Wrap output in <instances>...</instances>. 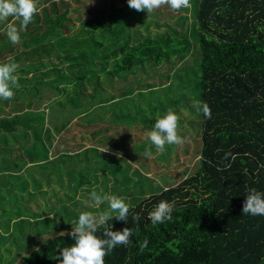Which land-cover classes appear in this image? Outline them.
Wrapping results in <instances>:
<instances>
[{
  "label": "trees",
  "instance_id": "trees-1",
  "mask_svg": "<svg viewBox=\"0 0 264 264\" xmlns=\"http://www.w3.org/2000/svg\"><path fill=\"white\" fill-rule=\"evenodd\" d=\"M124 1L109 0L104 14L78 15L76 31L68 33L76 27L68 15L71 7L62 2L64 9L59 11L55 1L47 0L49 6L42 5L40 15L35 14L28 25H37L41 18L47 23L45 30L40 33V26H27L20 31L25 52L33 55L56 50L68 60L69 68L78 71L73 74L74 82L79 83L76 86L85 80L93 83L90 102L100 106L110 103L101 82L114 87L112 78L121 82L122 74L134 68L159 67L167 61L175 65L191 54L193 47L199 52L196 98L207 103L212 113L211 119L199 113L200 150H195L194 158L175 179L167 178L171 182L161 181L155 189L138 179L137 185L147 194L134 203L122 198L129 205V219L113 218L108 223L113 231L129 227L133 235L128 245H118L105 256V264H264V215L242 214L249 189L264 193V0H190V8L180 9L185 14L159 8L151 13L129 11L128 3L122 5ZM72 10L78 12L77 7ZM187 13L193 18L188 22ZM10 20L21 26V19ZM170 21H176L181 29ZM117 23L124 27L138 24L148 32L144 35L139 30L117 28ZM163 25L165 29L158 32L156 27ZM134 32L141 38L131 44ZM25 36L27 39H23ZM0 40V51L11 47L7 31ZM87 49L89 57L83 63ZM43 66L45 62L30 63L21 68V73L26 76ZM87 66L88 74L83 71ZM101 76L104 81H100ZM29 78H34L33 73L21 81ZM38 79L27 91L16 89L14 96L5 100V105L10 104L7 110L0 106V186L4 188H0V236L6 238L0 243V264H60L56 257L75 243L69 233L79 214L108 209L107 202L97 209H84L77 208L84 200L68 199L58 207L46 203L35 213L27 202L42 191L40 178L49 185L52 176H66L87 201L93 191L114 195L117 189L119 175L107 168L110 158L105 147L94 142V138H100L101 127L89 133L87 144L80 142L76 149L68 146L67 131L72 121L61 123L51 133L44 109L33 107L44 85ZM81 97L83 91L78 95L75 90L68 101L77 105ZM100 106L94 107L95 120L103 118L97 113ZM114 117L112 114L102 120L105 124ZM31 167L41 171L36 174ZM107 172L114 184L110 187ZM141 176L151 181L148 171ZM161 201L174 205L172 220L153 225L148 216ZM137 215L139 220L133 221ZM97 235L104 238L103 229ZM145 239L148 245L141 251Z\"/></svg>",
  "mask_w": 264,
  "mask_h": 264
},
{
  "label": "rangeland",
  "instance_id": "rangeland-1",
  "mask_svg": "<svg viewBox=\"0 0 264 264\" xmlns=\"http://www.w3.org/2000/svg\"><path fill=\"white\" fill-rule=\"evenodd\" d=\"M53 1H55L56 7L59 11L64 9L62 2L66 4L68 3L69 7H71L68 15L76 25L74 29L68 30V33H72L77 29L79 23L77 19L78 15L81 18L86 14V16L104 14V12H107L108 10L107 7L109 0ZM124 3H128V0H125L122 5ZM47 4V0H38L37 6L39 11L36 14L39 13L40 15L41 6L44 5V7H48L49 4ZM73 7L78 8L79 14L77 11L72 10ZM127 9L130 11L131 8L128 7ZM159 9L162 12L168 10L171 13L178 12L179 14H185L183 10H172L169 5H163ZM187 15V22L193 19L190 13H187ZM38 22L37 25L32 24L31 27L40 26L41 28H38V30L41 33L45 30L47 23L41 18ZM175 22L176 21H170L169 24L181 29L180 25ZM7 23H14L15 26L20 29V24L16 21H6L0 23V26L2 25L0 27V35L6 32L5 27ZM117 24V28H127L132 31L139 30L141 33H144V35L148 32L145 31L143 27H138V24H135L136 26L134 27H128V25H125L126 27H124L119 23ZM31 27H29V29ZM164 29V25L156 27L158 32H162ZM154 31L155 29H152L151 33ZM134 33L135 36L130 39L131 44L134 43L138 36L141 38L140 33ZM23 39H27V36ZM21 42L22 40H20L18 44H11L10 48H3L0 51V64L16 63L19 65L14 75H16L18 79L20 78V80H18V85L25 86L21 88L13 87V92H15L16 89H22L23 92L27 91L29 85L38 83L36 78L41 79L44 84L43 86L40 84L42 96L34 101L35 103L33 104V107L44 109L46 113V124L51 129V133H53L55 127L61 123L69 124V121H72L70 122L71 124L67 131L69 132L67 133V137L70 138L68 146L73 149H76L80 142L87 144L86 140L90 139L87 138L89 137V133L101 127V131L98 133L100 138H94V142H96L98 146H101L102 149H104L103 146L105 147L107 156L110 158L107 168L114 169L119 175L117 183L115 184L117 189L114 195L120 198L131 199L134 203L139 197H144L147 194L143 193L137 185L138 179L146 184L151 183L150 187L157 189L156 186L161 183V181L163 182L165 180V182H171L167 179L168 177L172 180L175 179L179 172L182 171L186 165H189V160L194 158L195 150H200L201 138L199 135L201 122L199 114L193 107V102L197 101L196 92L199 90L200 55L197 50L195 51L194 47L190 51L192 52L191 54L182 59H178L177 62L174 58L172 61L176 62L175 65L171 64V61H167L163 62L162 66L159 67L148 65L145 69L134 68L132 71L122 74L124 77L120 78L121 82H118L119 80L113 81L112 78V82H115L114 87H108L109 85L101 82V86L107 93L106 97L109 99L108 102L110 103L100 106L97 102H90L89 95L93 93L94 84L85 80L81 85L76 86L79 83L74 82L76 81V77L73 74L78 71H76L75 68H69L68 60L65 58L63 59L62 54L53 50L50 53L30 55L25 52L27 51V47L22 46ZM192 42H195L193 45L199 47L196 40L192 39ZM1 43L3 44V41L0 40V48H2ZM88 54L89 50L87 49L86 54L82 58L83 63L85 62V58L87 59L89 57ZM38 62H45L46 66L41 67L39 71L29 72L26 76L21 73L22 67H25L30 63L33 64ZM94 67L97 69L96 72H98V65L95 64ZM88 68L90 69L88 66L83 68V71L87 74ZM32 73L34 78L21 81L24 77H30ZM53 78H56L57 80L55 81ZM65 78H68L70 81L67 83L64 80ZM100 81H104V77L102 78L101 76ZM73 83H75V85ZM58 84H61V86ZM147 86L150 89H148ZM32 90L35 91V89ZM75 90L78 91V95L81 94L82 90L84 97H81L79 104L72 105L68 99L71 100L72 94ZM99 90L101 91V89ZM175 93L176 95H174ZM111 97L114 99L110 100ZM78 98L80 97L78 96ZM5 100L6 99L3 100L0 98V106L3 107L2 109L7 110L10 104L5 105ZM161 105L166 107H164L163 110H160L159 107H161ZM95 106L101 107L97 113L103 117L102 119H105L112 114L115 116L114 119L109 118L105 124V120H102L101 118L95 120L92 117L96 112L94 110ZM169 110L175 112L179 117L177 131L178 135L184 142L181 145L166 144L165 151L162 154H158L155 146L152 145L148 139L147 133L153 130L156 119L165 116ZM97 139L99 140L96 141ZM54 141H56V138H54ZM54 144H57V142ZM146 150L152 152L151 158L144 155ZM90 151L93 153L94 150ZM111 165H113V168H110ZM175 167H178V169L175 170ZM32 168L34 167H31V170H34L33 172L36 174H38L37 171H41L39 168ZM146 171L151 174L152 182L141 176V173L145 174ZM42 178L47 180L45 176ZM51 179L49 185H44V181L40 178L42 191H40L35 198H32L27 202L29 208L33 212H40V209L44 207L46 203L58 207L59 203L62 201L68 199L75 200L78 196L82 201L87 200L85 197H81V190L74 189L72 180L68 177L60 175L52 176ZM107 179L109 187L114 185L113 182H111L112 176L110 177L108 172ZM125 187L126 189L130 187V189L125 190ZM0 188L4 190L2 184ZM109 195L112 194L110 193ZM87 196L89 197V194H87ZM0 202L2 204L1 199ZM81 207L84 209H97L92 200L88 201L87 205L83 202L82 204L77 205V208ZM92 213L98 216L101 212L95 211ZM3 239L6 238L4 235H1L0 243H2ZM10 239L11 236L8 237V240ZM14 249H16V247ZM14 253H16V251L11 255L12 257L14 256Z\"/></svg>",
  "mask_w": 264,
  "mask_h": 264
},
{
  "label": "clouds",
  "instance_id": "clouds-1",
  "mask_svg": "<svg viewBox=\"0 0 264 264\" xmlns=\"http://www.w3.org/2000/svg\"><path fill=\"white\" fill-rule=\"evenodd\" d=\"M38 0H0V23H4L9 17L21 19L20 29L14 23H7V38L12 44L20 42V31L26 29L32 22L34 15L39 11ZM130 8L136 11L153 10L163 5H169L172 10L178 11L181 8H190V0H128ZM19 65L16 63L0 64V98L11 99L14 96L13 87H18V78L14 73ZM193 107L197 113L211 119V109L207 103L194 101ZM178 115L169 110L162 118H157L152 131L147 133L151 144L155 146L157 153L165 151V145H181L184 141L178 135ZM105 152V151H104ZM144 155L151 158L152 152L146 150ZM79 200L80 197L78 196ZM91 200L94 206L99 208L101 204L107 202L108 209L98 216L90 211L79 214L78 222L73 226L69 235L75 241L69 247H65L56 257L60 264H105V256L108 255L118 245H128L130 237L133 235L131 228L125 227L122 231H113L109 221L115 218L119 221L129 219V205L124 199L116 195H98L95 191L91 193ZM85 205L88 201H83ZM174 205L167 201H161L150 213L149 220L153 225L172 220ZM113 213L116 215L113 217ZM242 214L253 216L264 215V193L255 188L249 189L243 204ZM133 221L139 220V216H133ZM103 229V237L100 238L97 232ZM148 245L145 239L140 244L143 251ZM62 257V259H61Z\"/></svg>",
  "mask_w": 264,
  "mask_h": 264
}]
</instances>
